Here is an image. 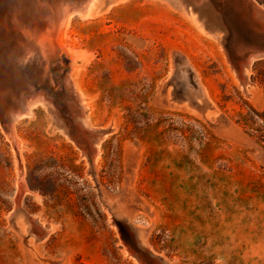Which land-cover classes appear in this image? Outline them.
I'll return each mask as SVG.
<instances>
[{"label":"rangeland","instance_id":"1","mask_svg":"<svg viewBox=\"0 0 264 264\" xmlns=\"http://www.w3.org/2000/svg\"><path fill=\"white\" fill-rule=\"evenodd\" d=\"M195 1L70 11L78 56L72 64L63 51L59 62L85 95L84 114L66 98L53 105L59 114L39 102L13 119L11 139L0 112V264H145L141 248L167 264H264L262 44L243 37L245 27L254 34L246 7L226 0L218 26ZM14 38L0 36L9 74L24 50ZM15 73L12 88L24 91ZM21 168V211L42 224L39 236L14 212Z\"/></svg>","mask_w":264,"mask_h":264},{"label":"bare ground","instance_id":"2","mask_svg":"<svg viewBox=\"0 0 264 264\" xmlns=\"http://www.w3.org/2000/svg\"><path fill=\"white\" fill-rule=\"evenodd\" d=\"M214 1H215L214 4H212L210 0H196L195 2H197V4L194 7L200 13V15L206 16L208 20H213L212 25L219 26V25H222L220 24L221 14L219 13V6L220 7L223 6V4H225L228 0L227 1L226 0H214ZM234 1L241 8L246 7L247 11L244 14L246 18L251 17V9L261 8L264 10L263 7L259 6V4H256L257 2L255 3L252 0H234ZM231 4L234 6L233 3ZM96 5H97V0H0V36H3V37L6 36V38L7 36H11V37L14 36L15 37L14 39L20 42L24 49L22 53L23 56H21L22 60L20 58L21 62L24 60V63H21V62L18 63V62L13 61L12 63L8 64L9 62L7 61L8 69L14 73L10 72L9 74V72L5 71L4 67L2 68L1 66H4V64L6 63V60L5 61L0 60V112H1L2 122H3L2 124H4L5 127L9 130L11 139H15L18 137L16 126L13 122V119L16 120L17 118L31 115L33 113V108L39 102H43L44 104L52 106V108L59 114V112L57 111V108L54 107L55 106L54 103H57L59 106V102L57 100L59 98L61 99V97L66 98L68 101L66 102V104L64 102L65 105H67L68 107L70 106L71 109L73 108L80 115L84 114V106L80 102L84 101L85 95L83 94L81 89L76 85L71 75L65 72L64 67L60 65L59 60L61 58V53L63 51H65L66 54L71 58L72 64H76V58L78 56V51L73 48L72 34L71 32H68V25L70 23L71 16H72L70 11L73 12L74 10H80L81 11L80 15L84 18H88L94 15ZM190 14L192 15L193 13L190 12ZM255 19L260 20V17L256 16ZM249 22H250V25H252V29H253L252 31L254 33L253 35H260L263 33V30L260 28L258 23H256L253 20ZM224 23L223 25H225ZM262 24L264 26V23ZM233 28L234 27H232V29ZM229 32H231V34L233 35L232 30ZM236 33L238 34V32ZM252 44H255V43L252 42ZM0 49H3V51L5 52V46L3 45L0 46ZM7 49H10V48H7ZM260 49H262V51L260 52L257 51V52L264 53V47L262 45ZM252 53L249 56L247 55L248 56L247 59L246 57L243 58L245 60L240 65L241 69H239L240 66L238 62V66H239L238 69L241 72H245L246 66L249 67V65L253 61L255 56ZM10 54L11 53H9V55ZM17 71L21 73L19 80L21 81V83H23V85H25V87L23 88L24 91L17 90L16 88L17 86L15 88H12V86L16 85L14 82H16L17 80L16 75H15L16 74L15 72ZM243 75H245L246 79L248 78L246 74H243ZM16 83H18V81ZM21 91L23 93H22V96L19 97V92ZM31 95L33 98L30 97ZM19 101L20 102L25 101L26 107L25 108L22 107L24 108V110L23 111H20L22 109L12 110L14 109L12 108V105H16V103H19ZM68 102H70V104ZM22 104H24V102H22ZM64 106L62 105V107ZM66 116L67 115H65V117ZM71 126H72L71 130L76 134V137L79 140H81L85 145L90 143L88 141L89 139L87 135L84 132L85 130H83L79 126L77 127L76 124H72ZM65 129L66 131H69L67 128ZM93 144H95V142H93ZM85 145L81 147L83 148ZM89 146H87L86 148H88ZM23 169L24 168H21V173H19L21 174L20 185L21 184L22 185H21V189L19 190V192L17 193L15 197L16 205H15L14 212L16 215H18L19 213V216H25V219H27L28 221L27 223H29L31 226V231L34 230L35 232L33 235L39 236L44 231L43 230L44 227L42 226V224L39 223L36 217L30 214H26L23 211H21L22 197L26 193L30 192V189L27 187V185L24 184V178H23L24 170ZM19 187L20 186L18 185V188ZM123 228H122V232L125 233L128 239L131 241L132 235L131 236L127 235V233L125 232L126 230H124L125 228L124 229ZM137 246H139V242ZM139 247L141 248L142 246L140 245ZM128 248L130 247L128 246ZM141 249L138 252L140 253V256L142 260L145 262V264H167L166 261H161L159 258H154L149 253H143L144 250L142 249L143 251H141ZM128 250L130 251V249ZM133 254H130V255H133Z\"/></svg>","mask_w":264,"mask_h":264},{"label":"water","instance_id":"3","mask_svg":"<svg viewBox=\"0 0 264 264\" xmlns=\"http://www.w3.org/2000/svg\"><path fill=\"white\" fill-rule=\"evenodd\" d=\"M256 16L260 17V20L255 19ZM251 20L255 21L259 24L260 28L263 30V33L260 35H250L249 34V28H246V34H243L244 39L247 42H254V43H261L264 47V26L262 23H264V10L261 8L258 9H251Z\"/></svg>","mask_w":264,"mask_h":264},{"label":"trees","instance_id":"4","mask_svg":"<svg viewBox=\"0 0 264 264\" xmlns=\"http://www.w3.org/2000/svg\"><path fill=\"white\" fill-rule=\"evenodd\" d=\"M264 136V135H263ZM29 186L32 188V189H36L37 187L35 185H33L32 183L29 182ZM39 188V187H38ZM42 190V189H41Z\"/></svg>","mask_w":264,"mask_h":264}]
</instances>
